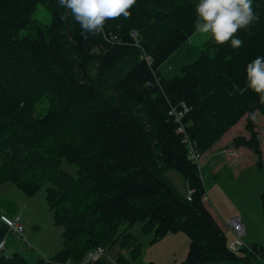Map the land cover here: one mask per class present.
Instances as JSON below:
<instances>
[{
    "label": "trees",
    "instance_id": "1",
    "mask_svg": "<svg viewBox=\"0 0 264 264\" xmlns=\"http://www.w3.org/2000/svg\"><path fill=\"white\" fill-rule=\"evenodd\" d=\"M198 2L137 0L130 18L110 20L103 35L85 40L57 0H0V186L11 183L27 197L44 187L62 229V247L34 264L79 263L117 240L130 248L117 263L130 264L140 243L128 228L137 222L156 241L184 233L182 264H253L264 254L245 244V235L242 247L229 248L234 235L229 230V241L205 206L200 170L183 142L186 134L200 157L245 118L247 137L229 145L250 150L263 165L250 113L264 118V106L244 89L245 66L264 56V0H253L259 21L239 32L244 43L236 50L188 42ZM39 6L48 24L33 19ZM170 58L177 74L171 65L162 69ZM172 107L186 110L180 123ZM63 161L77 167L74 175ZM167 170L181 175L186 197ZM261 204L264 213V192ZM8 233L2 223L0 241ZM103 258L90 264H109ZM0 264L30 263L14 252L0 254Z\"/></svg>",
    "mask_w": 264,
    "mask_h": 264
},
{
    "label": "rangeland",
    "instance_id": "2",
    "mask_svg": "<svg viewBox=\"0 0 264 264\" xmlns=\"http://www.w3.org/2000/svg\"><path fill=\"white\" fill-rule=\"evenodd\" d=\"M33 19L48 24L50 15L45 12L42 6H39L33 14ZM25 33L26 30L21 31V35ZM207 40L205 35L193 34L188 42L194 47H201ZM173 59L170 58L166 61L162 65V69L171 65L173 68L171 74H177L178 65L172 63ZM241 121V124L239 122L234 129L227 132L224 141L231 136L245 135L247 137V132L244 129L245 118H242ZM255 123L260 134L264 158V118L259 112L255 113ZM249 152L251 156H248L245 161L256 160L255 155L251 151ZM201 158L202 155L195 163L198 168L201 167L199 170L206 190L205 205L217 216L222 225L228 218L236 215L244 217L242 223H246L245 218H248L250 220V225L247 227L248 235L256 237L264 246V213L261 204V195L264 192V161L261 167L248 162L244 165L245 168L240 166V169L238 166L233 168V163L225 162L217 172H213L212 162H208L209 160L205 157L202 160ZM61 168L70 175H74L77 169L75 165L65 161L62 162ZM237 170L239 174L241 173L239 177L235 174ZM0 196L11 201L16 200L24 206V209H18L24 227L22 237L8 233L5 237L6 251L3 250L0 254L10 256L16 252L30 264H34L40 257L53 256L62 247V229L53 223L52 212L46 203L44 187L34 196L27 197L15 185L5 183L0 186ZM18 208L20 207L18 206ZM222 216L226 218H222ZM9 217L14 218L15 216L9 215ZM124 228L125 226L121 227V230ZM128 232L140 243L136 258L130 264H182L186 257L189 239L184 233L168 234L156 241L152 233L142 232L140 222L129 227ZM104 250L103 259L109 264H118L119 254L127 258L130 256V248L123 249L121 240H117ZM253 264H264V254L255 258Z\"/></svg>",
    "mask_w": 264,
    "mask_h": 264
},
{
    "label": "clouds",
    "instance_id": "3",
    "mask_svg": "<svg viewBox=\"0 0 264 264\" xmlns=\"http://www.w3.org/2000/svg\"><path fill=\"white\" fill-rule=\"evenodd\" d=\"M137 0H57L81 29L87 40L103 35L110 20L128 19ZM194 34L205 35L210 44L222 47L229 44L233 50L243 46L239 32L259 21L253 0H199L195 7ZM245 91L258 97L264 106V56H257L245 66ZM253 119L255 114L250 113Z\"/></svg>",
    "mask_w": 264,
    "mask_h": 264
},
{
    "label": "crops",
    "instance_id": "4",
    "mask_svg": "<svg viewBox=\"0 0 264 264\" xmlns=\"http://www.w3.org/2000/svg\"><path fill=\"white\" fill-rule=\"evenodd\" d=\"M239 122L237 124H239ZM241 122H240V124H241ZM235 126L232 127L230 130L234 129ZM230 130H228L227 132H229ZM227 132L223 135L222 140L220 139L217 143H215L211 147V149L208 152H206L202 155V158L205 157V158H207V160H209L208 162H212V171L217 172L224 165L225 162L233 163V168H236L238 166L239 169H240V166H241V168H245L244 165H246L248 162L251 163V165H255V159H252L251 162H250V160L245 161L248 156H251V154L249 152L250 150L248 151V149H246L244 147L235 149L229 145L232 138H234L236 136H231V137L227 138L228 141L223 140L224 136H226ZM202 158H201V160H202ZM263 161H264V158H263ZM238 170L235 172V174H237L236 176L239 177L241 173L239 174ZM201 177H202V175H201ZM202 179H203V177H202ZM204 204H205V197H204ZM18 206L20 208H18ZM18 209L22 210V209H24V206L21 205L20 203H18L16 200L11 201L8 198H5L4 196H0V214H4L8 218H10L9 215L20 216V214H19L20 212L18 213ZM207 209L209 210V212L212 215L215 216V218L218 220L219 224L221 225L222 229L224 231H227L228 229L225 227L224 224L223 225L221 224V221L217 218V216L208 207H207ZM222 218H226V217L222 216ZM243 220H244V217H242V221ZM245 221H246V223H243L245 226V236H244L245 244H247V245L258 244L264 248L263 244L256 237L248 235L247 227L250 225V220L248 218H245ZM1 225H2V223L0 222V226ZM227 232H229L227 235H228L229 241H230L232 239V234L229 230ZM4 251H6V244H5Z\"/></svg>",
    "mask_w": 264,
    "mask_h": 264
},
{
    "label": "built area",
    "instance_id": "5",
    "mask_svg": "<svg viewBox=\"0 0 264 264\" xmlns=\"http://www.w3.org/2000/svg\"><path fill=\"white\" fill-rule=\"evenodd\" d=\"M131 36L136 41L135 45L139 47L137 33L132 32ZM145 59L148 63L150 62V58L147 55H145ZM181 105L183 106L184 104ZM185 112H186L185 109L183 111V110H177L175 107H172L171 110L169 111V114L174 117V120L176 122L180 123L183 114ZM178 132H184L182 125L179 126ZM183 142L187 143L189 149L188 151L189 159L192 160L193 162H196L199 157L195 153L193 145L189 142L186 134L184 136ZM0 221L7 226L9 233L22 237L24 227L21 223V218L19 216H15L14 218H8L6 215L0 214ZM224 224L225 227L228 230H230L234 235V241L230 243L229 248L233 251L238 250L240 247L244 245V243L242 242V237L245 235V228L242 223L241 216L236 215L231 218H228L224 222ZM4 248H5V239H2L0 241V252H3ZM104 255H105V250L103 248H96L93 251L89 252L81 262L73 263L70 260H68L65 264H90L91 262H94L99 258H103Z\"/></svg>",
    "mask_w": 264,
    "mask_h": 264
},
{
    "label": "water",
    "instance_id": "6",
    "mask_svg": "<svg viewBox=\"0 0 264 264\" xmlns=\"http://www.w3.org/2000/svg\"><path fill=\"white\" fill-rule=\"evenodd\" d=\"M165 176L168 182L181 194V196L186 197L187 192L181 175L174 170H167Z\"/></svg>",
    "mask_w": 264,
    "mask_h": 264
},
{
    "label": "bare ground",
    "instance_id": "7",
    "mask_svg": "<svg viewBox=\"0 0 264 264\" xmlns=\"http://www.w3.org/2000/svg\"><path fill=\"white\" fill-rule=\"evenodd\" d=\"M41 132V131H40Z\"/></svg>",
    "mask_w": 264,
    "mask_h": 264
}]
</instances>
